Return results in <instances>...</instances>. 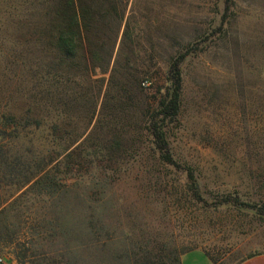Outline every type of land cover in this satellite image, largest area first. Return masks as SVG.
Listing matches in <instances>:
<instances>
[{
    "label": "rangeland",
    "instance_id": "rangeland-1",
    "mask_svg": "<svg viewBox=\"0 0 264 264\" xmlns=\"http://www.w3.org/2000/svg\"><path fill=\"white\" fill-rule=\"evenodd\" d=\"M28 3L12 5L21 23L2 15L0 125L10 130L0 146L18 139L43 170L38 185L0 182L2 264H18L24 248L37 254L25 264H126L114 257L147 240L218 264L264 253V0H234L223 28L222 0H106L93 39L114 49L94 72L90 61L57 67L24 22ZM199 42L167 135L177 169L152 150L147 121L169 62ZM28 113L39 124L26 126ZM229 198L243 204L218 205ZM100 228L110 235L101 245Z\"/></svg>",
    "mask_w": 264,
    "mask_h": 264
},
{
    "label": "trees",
    "instance_id": "trees-1",
    "mask_svg": "<svg viewBox=\"0 0 264 264\" xmlns=\"http://www.w3.org/2000/svg\"><path fill=\"white\" fill-rule=\"evenodd\" d=\"M26 1H29V3L23 17L24 22L40 30L39 33H33V36H36V39H41V37L44 40L47 39L45 42L46 48L52 52L53 59L58 63L57 67L62 63H67L68 66L76 68L79 67L83 61H90V69L94 72L95 68H97L100 62L105 60V58L108 59L109 62L112 57L114 45L106 46L101 43H96L93 39L97 33V18H102L106 13V10H104L102 6L106 0ZM14 3H16V0H0V26L2 25V22H6V19L2 17V15L9 13L16 20H20L19 23L22 22L21 17L17 15L16 11L13 9L12 5ZM233 5L234 0H222V28L231 14ZM119 21H121V19H119ZM221 27L220 30H222ZM125 34L126 30L124 32V35ZM199 45L200 42L199 44L197 43L195 47L189 46L190 48L187 47L184 51L178 53L176 57L171 59L167 69V81L169 85L166 87L164 94L157 102L156 109L152 111L147 121V131L151 138L152 150L156 152L161 163L177 169H180V167L173 160L167 135L170 127L179 123L182 93V63L188 55L197 50ZM102 70L106 72L107 68H103ZM112 73H114V68ZM144 84L145 83H142V85ZM31 101L34 102L36 100L32 99ZM11 118L18 121L14 116ZM24 121L26 126L39 124L38 116L33 117L29 113L24 118ZM7 130H10V127L3 128V126L0 125V141L3 140ZM11 130H13V133L17 130L16 122ZM15 138H19L18 134L13 139ZM23 139L25 138L23 137ZM16 141H13L11 145L12 150L11 148H5V151H3L0 146V182H4L5 186H14L18 188H22L31 182L34 185L40 184L41 180L36 178L43 170V160L41 158L38 159V161L31 160L28 155H31L32 159L34 158V155H32V151L27 148H25L22 153L19 152L17 146L14 145ZM29 145L32 146L33 143H30ZM70 155L71 154H69L68 157H71ZM184 172L187 183L193 185L195 191V177L192 171L189 168H185ZM197 197V192H195V195H191L192 199H196ZM230 204L241 206L243 203H240L238 199L229 198L224 199L218 205L223 206ZM256 211L260 216L264 217L263 207L256 208ZM104 230L105 229L100 228L93 232L94 243L101 245L110 240V235L108 236L109 233H107V230ZM90 243H92V241ZM81 246H83V244H81ZM189 251L182 250L180 253H177L174 248L165 246L163 243L147 240L134 247L132 246L130 249L124 250L114 258H120L124 260L126 264H181V256ZM29 252L30 249L24 248L21 253L16 255L18 264H25L27 258L36 257L37 254H29ZM204 253L212 264H218L208 252L204 251ZM258 254L249 255L237 264H240L244 260ZM30 264L44 263L40 261H32Z\"/></svg>",
    "mask_w": 264,
    "mask_h": 264
},
{
    "label": "crops",
    "instance_id": "crops-1",
    "mask_svg": "<svg viewBox=\"0 0 264 264\" xmlns=\"http://www.w3.org/2000/svg\"><path fill=\"white\" fill-rule=\"evenodd\" d=\"M194 253H196L202 257L198 258L197 262L193 261L191 264H212L211 261L209 260V258L204 253V251H202L200 249L191 250V251L185 253L184 255H182L181 259H180V263L181 264H188L187 261H188L189 256L191 254H194ZM240 264H264V253H260L256 256L248 258V259L244 260L243 262H241Z\"/></svg>",
    "mask_w": 264,
    "mask_h": 264
},
{
    "label": "built area",
    "instance_id": "built-area-1",
    "mask_svg": "<svg viewBox=\"0 0 264 264\" xmlns=\"http://www.w3.org/2000/svg\"><path fill=\"white\" fill-rule=\"evenodd\" d=\"M2 262H3V261H2V259L0 258V264H2Z\"/></svg>",
    "mask_w": 264,
    "mask_h": 264
}]
</instances>
